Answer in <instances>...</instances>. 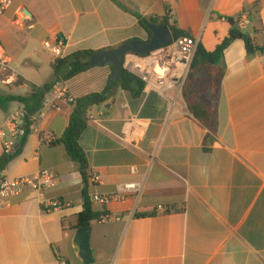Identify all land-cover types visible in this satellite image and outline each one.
<instances>
[{
	"label": "crops",
	"instance_id": "0c3cea01",
	"mask_svg": "<svg viewBox=\"0 0 264 264\" xmlns=\"http://www.w3.org/2000/svg\"><path fill=\"white\" fill-rule=\"evenodd\" d=\"M132 12L158 20L174 15L175 27L199 41L185 89L214 123L192 114L183 91L175 98V91L145 88L134 97L115 85L105 96L110 65L66 81L76 101L107 99L91 109L80 138L102 183L86 189L64 145H50L63 136L74 106L58 101L43 108L3 173L20 178L47 169L58 184L44 197L25 191L0 208V264H58V254L83 264L74 239L85 190L91 198L128 182L143 184L139 199L126 196L107 208L92 202L94 213L121 217L92 223L93 264H264V54L248 52L242 40L217 50L233 28L228 19L238 27L246 20L254 43H264V0H14L0 14V58L9 65L0 68V95L28 97L54 83L47 40H64V57L150 42ZM20 107L0 108V131ZM55 199L72 207L46 211L42 202Z\"/></svg>",
	"mask_w": 264,
	"mask_h": 264
},
{
	"label": "built area",
	"instance_id": "2783aa9c",
	"mask_svg": "<svg viewBox=\"0 0 264 264\" xmlns=\"http://www.w3.org/2000/svg\"><path fill=\"white\" fill-rule=\"evenodd\" d=\"M14 0H0V14L8 10ZM171 22L174 24L175 17L171 15ZM239 27L245 29L247 21L241 20ZM199 47V41L188 36H180L174 39L172 45L151 53L148 56H141L136 53H128L124 59V67L127 72L141 80L148 90L156 91L162 95H168L170 91H175L176 97L182 94L190 69L195 59ZM47 49L55 58V61L63 59L65 41L56 39L44 42ZM0 68L4 71L9 69L8 61L0 58ZM174 98V99H175ZM58 101H66L74 105L76 99L63 86L58 83L55 88L46 95L43 100V108L55 107ZM27 113L22 105L15 111L6 123L5 130L0 131V159L4 156L15 155L22 139V127ZM89 119H92L89 116ZM136 167H131V173L137 174ZM102 183V176L89 170V184L99 185ZM58 179L56 175L47 169H41L32 176L11 178L3 172L0 173V208L10 204L11 198L25 191H36L40 197L56 187ZM143 192V184L138 182H128L118 187L114 193L93 194L91 201L107 208L115 202L123 200L126 196H134L139 199ZM43 206L48 212L64 211L72 207V203L60 199L43 201ZM161 211L164 209L160 208ZM121 220L120 216L103 213L98 223H111ZM58 264H71L68 260L57 255Z\"/></svg>",
	"mask_w": 264,
	"mask_h": 264
},
{
	"label": "trees",
	"instance_id": "16d2710c",
	"mask_svg": "<svg viewBox=\"0 0 264 264\" xmlns=\"http://www.w3.org/2000/svg\"><path fill=\"white\" fill-rule=\"evenodd\" d=\"M127 10V9H125ZM129 11V10H128ZM139 19V22L143 28H145L152 38V33L148 29L147 24L152 22L155 24L168 27L172 33L174 39L180 36H191L189 33L183 32L175 27L171 22L169 15L161 20L155 18H144L138 13L132 12ZM169 13V11H168ZM233 28L230 30L229 37L217 48V50L222 53L233 41L242 40L246 43V48L248 52L255 53L259 52L264 54V43L262 45H256L251 39L250 35L243 34L242 29L237 26V22L233 19H228ZM135 41L127 42L123 45L130 44ZM149 43V42H148ZM122 45V46H123ZM119 46L117 48H120ZM116 48V49H117ZM113 50V49H110ZM198 50H202L199 46ZM107 51V50H105ZM105 51H81L77 52L69 57L59 59L55 61L53 69L55 73L54 83L45 85L42 88H35L33 93L28 97H14V96H3L0 95V108L6 110L12 102H19L22 104L26 110V117L24 120V127H22V139L19 147L13 156H4L0 159V173L5 171L10 163L21 153L23 147L27 142V138L31 133V126L34 124L35 120L41 113L43 109V100L46 95L49 94L54 86L58 83H65L66 81L72 79L73 77L81 74L91 68L90 60L93 56L105 52ZM116 87H120L128 92H130L134 97H139L144 89L145 84L127 72L125 70L123 79L121 83L117 84ZM184 98L192 112V114L200 121H202L206 126H210L214 123L213 119H206L201 116L193 106L191 99L187 93V90L183 89ZM107 99L103 94H92L84 98L78 99L74 106L73 114L71 115L69 125L64 132L63 136L57 140L50 143L51 146L64 145L68 155L77 166L79 172L83 177V182L86 186L89 184V166L86 154L82 147L80 146V138L87 127L89 120V113L94 106H100L106 103ZM209 113V112H206ZM100 219V215L93 212L92 201L87 193L84 192V210L79 214L77 220V229H90L93 222H97Z\"/></svg>",
	"mask_w": 264,
	"mask_h": 264
},
{
	"label": "water",
	"instance_id": "95a60500",
	"mask_svg": "<svg viewBox=\"0 0 264 264\" xmlns=\"http://www.w3.org/2000/svg\"><path fill=\"white\" fill-rule=\"evenodd\" d=\"M22 13L25 17L29 14L27 10H24ZM147 27L153 35L149 43L145 44L140 41H135L123 45L120 48L99 53L91 58V67L110 65L113 68V73L110 77L109 86L105 92V96L109 94L115 85L121 83L125 72L124 59L128 53L148 56L155 51L173 44V33L168 27L152 22L148 23ZM250 28H252L251 25L242 29L243 34L251 33ZM90 235V229H78L74 239V245L78 249V258L83 264H93Z\"/></svg>",
	"mask_w": 264,
	"mask_h": 264
}]
</instances>
